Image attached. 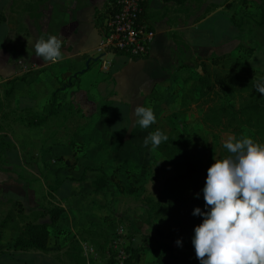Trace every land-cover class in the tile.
<instances>
[{
	"label": "crops",
	"instance_id": "0c3cea01",
	"mask_svg": "<svg viewBox=\"0 0 264 264\" xmlns=\"http://www.w3.org/2000/svg\"><path fill=\"white\" fill-rule=\"evenodd\" d=\"M12 2L0 0V137H3L0 138V203L13 200L22 207L40 208L47 197L46 185H55L53 194L49 193L55 199L54 205L65 210L55 228L58 232L70 230L74 234L72 212L101 211L95 199L99 193L80 194L82 184L90 185L89 181H77L84 169L98 166L109 175L126 170L123 164H134L137 151L131 144L138 134L133 126L135 106L144 105V100L160 90L170 70L176 72L180 65L192 64L186 61L197 51L216 55L223 43L231 47L234 37L221 40L211 48L195 44L191 38L201 24L216 14L226 13L224 6L195 21L191 12L200 9L201 0H187L182 5L146 0L143 19L155 32L149 56L132 60L112 55L114 59L109 60L108 71L103 72V59L95 50L105 20L99 17L104 16L109 0H48L38 20L27 15L30 0H18L16 5ZM14 16L22 24L21 31L14 34L17 52L25 63L33 64L29 69L22 62L13 61L14 49L8 45L13 32L10 21ZM228 18L232 20V14L228 13ZM31 26L33 32L45 39L54 35L61 40L63 60L55 64L43 62L35 56V49L25 46L23 35L29 34L26 28L30 31ZM235 36L238 43L243 34L236 28ZM180 56L185 60L182 64H178ZM27 73L31 74L26 76ZM23 76L25 80L14 82L12 97L6 100L8 82ZM64 79L71 81L65 84ZM62 82L64 91L56 96V114L46 124L32 128L25 122L10 121L11 112L19 115L31 111L39 117L46 116L51 97L62 87ZM71 107L72 114H61ZM72 160L76 165H66V162L73 164ZM75 202H87L86 207L76 208ZM50 239L51 234L48 247ZM21 254L24 253H18Z\"/></svg>",
	"mask_w": 264,
	"mask_h": 264
},
{
	"label": "rangeland",
	"instance_id": "374dc122",
	"mask_svg": "<svg viewBox=\"0 0 264 264\" xmlns=\"http://www.w3.org/2000/svg\"><path fill=\"white\" fill-rule=\"evenodd\" d=\"M17 1L13 0V5H16ZM261 2L263 0H201L200 9H193L191 12L194 17L193 20L196 21L207 16L220 6H224L227 15L225 12L216 14L207 23L201 24L197 31L192 34L191 38L194 43H201L204 48H211L213 45L217 46L221 40L234 37L232 46L227 47L226 42L223 43L216 50V55L215 53L210 54L208 51H197L186 61L193 62L192 64L180 65L178 69H175L176 72L170 70L160 90L154 91L152 98L144 100L143 106H150L153 109L156 115V123L148 129H142L139 125L134 126L135 131L138 132L135 141L131 144L137 151L134 164H123L122 167L126 170H116V174L115 172H110L109 175L106 174L109 181V190L97 194L98 198H95L96 204H100L101 211L98 212V210L92 209L90 214L71 213L72 219L70 218V221H75L76 224L73 226L75 229L74 234H71L72 231L70 230L69 232L62 230L58 232L54 228L51 231L50 244L45 253L15 255L11 250L12 247H10V241L13 240L12 237L16 234L12 232V229L15 228V225L20 227L26 222L35 221L38 213L34 212L37 211L38 207L29 209V207H22L21 203L13 200L0 203V221L5 217L10 219L7 227L2 229L1 233L0 264H86L87 261L83 255L81 245L91 246L95 249V255L89 257L90 264H105L107 258L104 252L115 230L118 226H122L127 234V228L130 224L141 232V235L135 240V245L140 249L139 263L155 264L156 256L153 251L148 249L153 248L156 245L155 241L160 242V239L154 236L152 228L143 223L146 218L144 209L147 207L148 201L158 200L164 181L173 175L175 170L168 165L167 160L156 149L150 150L151 145L144 147L143 140L148 133L156 129H160L166 135L171 134L173 131L185 135H206L211 148L205 162L208 168L215 162L219 149L230 134L220 130L209 131L206 129L203 122V112L206 106L200 105L204 102L203 100H200L198 104L195 103V91H199L201 88L199 79L205 77L206 73L211 80L213 75L217 74L224 82L223 90L226 91V94L219 92V95L213 97L212 102L209 104L231 105L237 108L236 85L264 78V21L261 22L260 20ZM228 13L232 14V20L228 18ZM2 19L4 20V18ZM19 19V17L14 16L10 21L13 32L12 36H9L8 45L14 49L13 61L15 63L22 62L29 69L33 64L24 62L19 52H17L15 43L16 37L14 34L22 29ZM186 20H182V22L185 24L187 23ZM31 28L29 27L30 31L26 28L29 34L23 35L25 37L24 43L27 48L35 49L34 45L41 36L33 32V28L31 31ZM236 28L243 34L242 40L238 43L235 39L237 36H235ZM35 29L38 30L39 26ZM238 46L240 47L238 48ZM250 49L254 50L253 54L248 52ZM180 57H178V60H180L178 64L185 61ZM113 59L112 54H107L104 60L112 61ZM29 74L31 73H27L26 76ZM63 81L67 84L71 79H64ZM60 84L62 85L61 92V90L64 91L63 82ZM60 92L58 94H61ZM7 103L9 104V101ZM73 112L74 110L71 107L61 114L65 116ZM9 115V119L13 123H17L16 121L27 123V121L33 120L31 112L19 115L11 112ZM59 120L58 117L56 126ZM122 125L121 128L124 129L125 123L123 122ZM244 136L254 140V133L250 129H244ZM29 143L33 145L31 138ZM72 163L73 166L76 165L74 160H72ZM128 165H131V167ZM94 169L96 168L94 167ZM95 175V173L87 172L84 181L91 182ZM46 189L48 199L44 197L45 202L41 204V207H49L55 203L52 196L55 185H46ZM91 193H93L92 188L88 183L81 185L80 194ZM86 203L77 204L75 202L74 204L76 208H85ZM66 220L68 221L69 217ZM150 236L154 237L155 241L146 239Z\"/></svg>",
	"mask_w": 264,
	"mask_h": 264
},
{
	"label": "trees",
	"instance_id": "16d2710c",
	"mask_svg": "<svg viewBox=\"0 0 264 264\" xmlns=\"http://www.w3.org/2000/svg\"><path fill=\"white\" fill-rule=\"evenodd\" d=\"M162 1L165 4L173 2L182 5L187 0ZM47 2L48 0H30L26 8L28 17L34 20L40 19L42 8ZM117 2L118 0H109L104 13L105 17L101 16L99 20L103 21L108 14L117 11ZM144 4L142 6L143 15ZM260 20L261 22L264 21V0L260 4ZM248 52L253 54L254 50L250 49ZM24 80V76L10 80L4 98L8 100L12 97L15 81ZM199 80L201 88L199 91H195V103L198 104L200 100L204 101L200 105L206 106L203 112V122L207 130H220L240 138L244 136V129H250L254 133V141L264 144V95L259 94L255 90L256 83L262 78L257 81L236 85L235 89L237 88V91L235 93L237 92L238 94L237 108L231 105L209 104L212 102L213 97L219 95V92L226 94V91L223 90L224 82L217 74H214L211 80L206 73L205 77ZM58 92H60V89L52 95L46 116L39 117L28 111L31 112L33 120L25 122L27 127H40L47 123L48 118L55 115ZM167 136L168 140L163 142L156 150L167 160L168 165L175 172L164 181L158 200L148 201L147 207L144 209L146 218L143 223L147 227L152 228L154 236L160 239V242H157L154 237H147L146 239L156 242V245L148 250L153 251L155 254V264H199L195 257L191 239L194 235V227L198 226L202 219L199 216H193L192 211L196 207L201 208L202 211L204 210L205 202L202 189L208 169L205 159L211 145L206 135H185L173 131ZM0 145L2 146L1 142ZM226 155H228L227 151L221 146L217 153V159H221ZM66 165L72 164L66 162ZM87 172L96 174L90 182L92 192L102 193L109 190L108 177L101 168H85L82 176L77 181H84ZM71 180L74 181L73 179ZM58 185L56 183V187ZM197 193H199L198 199L194 198ZM37 211H33L36 214L38 213L35 221L26 222L20 227L15 225V228L12 229V232L16 233L11 249L13 254H42L47 251L51 234L50 230L56 227L65 210L59 206L50 205L49 207H40ZM9 221L8 217L0 221V238L2 229L7 227ZM139 235H141V232L130 224L126 234L129 243L126 250L129 257L125 264H140V249L135 245V240ZM178 239L182 241V246L176 245L175 241ZM105 264H112V261L108 260Z\"/></svg>",
	"mask_w": 264,
	"mask_h": 264
},
{
	"label": "clouds",
	"instance_id": "9594fccd",
	"mask_svg": "<svg viewBox=\"0 0 264 264\" xmlns=\"http://www.w3.org/2000/svg\"><path fill=\"white\" fill-rule=\"evenodd\" d=\"M35 56L43 62L58 63L64 58L57 36H41L34 45ZM255 90L264 95V79ZM133 126L148 129L156 123L153 109L137 105L132 111ZM168 136L156 129L143 146L158 148ZM228 155L207 169L202 189L204 210L196 207L191 244L199 264H264V144L250 137L229 135L223 142ZM194 198H199L197 193ZM182 246L181 240L175 241Z\"/></svg>",
	"mask_w": 264,
	"mask_h": 264
},
{
	"label": "built area",
	"instance_id": "2783aa9c",
	"mask_svg": "<svg viewBox=\"0 0 264 264\" xmlns=\"http://www.w3.org/2000/svg\"><path fill=\"white\" fill-rule=\"evenodd\" d=\"M146 0H118V9L108 14L103 22L100 42L96 47V55L102 57L101 70L108 71L110 61L104 60L107 54L121 55L128 59L147 58L155 38V32L145 24L142 6ZM129 243L124 227L118 226L115 234L108 242L104 252L106 260L112 264H125L129 254L126 250ZM83 255L89 263V257L95 255L91 246L81 245ZM105 261V263L107 262Z\"/></svg>",
	"mask_w": 264,
	"mask_h": 264
},
{
	"label": "water",
	"instance_id": "95a60500",
	"mask_svg": "<svg viewBox=\"0 0 264 264\" xmlns=\"http://www.w3.org/2000/svg\"><path fill=\"white\" fill-rule=\"evenodd\" d=\"M96 60V59H95ZM87 67V66H86Z\"/></svg>",
	"mask_w": 264,
	"mask_h": 264
}]
</instances>
